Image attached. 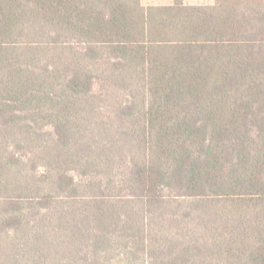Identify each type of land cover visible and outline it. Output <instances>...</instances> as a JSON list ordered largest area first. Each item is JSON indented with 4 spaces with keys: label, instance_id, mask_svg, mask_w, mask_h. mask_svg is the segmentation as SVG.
<instances>
[{
    "label": "trees",
    "instance_id": "16d2710c",
    "mask_svg": "<svg viewBox=\"0 0 264 264\" xmlns=\"http://www.w3.org/2000/svg\"><path fill=\"white\" fill-rule=\"evenodd\" d=\"M100 77L132 88L126 194L35 193L24 121L68 152ZM0 264H264V0H0Z\"/></svg>",
    "mask_w": 264,
    "mask_h": 264
},
{
    "label": "rangeland",
    "instance_id": "374dc122",
    "mask_svg": "<svg viewBox=\"0 0 264 264\" xmlns=\"http://www.w3.org/2000/svg\"><path fill=\"white\" fill-rule=\"evenodd\" d=\"M171 1L141 0L145 6L165 5ZM184 1L188 4L215 2V0ZM94 67L100 74L105 71V67L99 64ZM131 89V87L115 88L110 80L100 77L94 87V94L97 96L90 99L91 102L97 101L94 104V110L88 107L87 116L83 119L86 125L73 118L74 133L68 152H62V147L56 144L52 121L48 124L47 119L41 117L43 113L35 116L38 119L36 122L33 121L34 115L28 116L24 122L28 128L31 124L33 127L29 129V133L25 132L26 147L20 153L15 149L23 162L18 176L22 180L26 178L31 180L35 193L41 190H37L41 176L57 170H65L80 184L87 185L86 198L101 194L100 190L93 191L95 187H102V194L106 196L126 194V190L122 191L121 185L127 179L129 160L136 147L131 144L133 128L121 118L116 107L119 103L127 102V99L131 98ZM13 129L20 130L15 127L11 128ZM10 138H12L11 135ZM9 142L12 148L15 143L12 140ZM32 165H35L33 169ZM85 170H87L86 174ZM41 188L42 192L51 190L47 182L43 183ZM97 222L94 220V223Z\"/></svg>",
    "mask_w": 264,
    "mask_h": 264
}]
</instances>
